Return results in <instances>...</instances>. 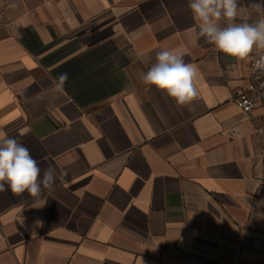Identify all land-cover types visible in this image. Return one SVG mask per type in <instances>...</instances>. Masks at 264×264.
I'll use <instances>...</instances> for the list:
<instances>
[{
	"label": "crops",
	"instance_id": "1",
	"mask_svg": "<svg viewBox=\"0 0 264 264\" xmlns=\"http://www.w3.org/2000/svg\"><path fill=\"white\" fill-rule=\"evenodd\" d=\"M188 2H0V133L66 174L38 198L5 185L0 264H264V109L233 102L259 52L205 43ZM178 47L185 106L141 80Z\"/></svg>",
	"mask_w": 264,
	"mask_h": 264
},
{
	"label": "clouds",
	"instance_id": "2",
	"mask_svg": "<svg viewBox=\"0 0 264 264\" xmlns=\"http://www.w3.org/2000/svg\"><path fill=\"white\" fill-rule=\"evenodd\" d=\"M249 6L264 13V0H252ZM188 8L198 21V38L237 62L259 52L254 68L264 74V14L253 22H240L239 0H189ZM185 55L187 49L183 47L161 50L156 54V62L141 76L145 85L166 93L178 106L190 104L199 95V68L185 62ZM55 79L56 91L63 93L68 73H60ZM64 175L58 176L53 167L42 171L27 147L15 137L0 133V192L6 191L7 185L14 195L27 192L38 198L43 189L53 190Z\"/></svg>",
	"mask_w": 264,
	"mask_h": 264
},
{
	"label": "built area",
	"instance_id": "3",
	"mask_svg": "<svg viewBox=\"0 0 264 264\" xmlns=\"http://www.w3.org/2000/svg\"><path fill=\"white\" fill-rule=\"evenodd\" d=\"M11 0H0V2H9ZM258 55L251 63V74L246 86L239 90L234 97V104L244 113H251L257 108L264 109V74L254 68V61L258 59ZM237 132H233L235 136Z\"/></svg>",
	"mask_w": 264,
	"mask_h": 264
}]
</instances>
